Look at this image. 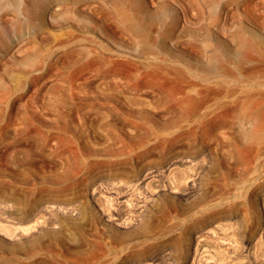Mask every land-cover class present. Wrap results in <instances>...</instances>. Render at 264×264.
Masks as SVG:
<instances>
[{"label":"rangeland","instance_id":"374dc122","mask_svg":"<svg viewBox=\"0 0 264 264\" xmlns=\"http://www.w3.org/2000/svg\"><path fill=\"white\" fill-rule=\"evenodd\" d=\"M215 62L264 82V0L0 3V264H264V121L170 98Z\"/></svg>","mask_w":264,"mask_h":264},{"label":"bare ground","instance_id":"6f19581e","mask_svg":"<svg viewBox=\"0 0 264 264\" xmlns=\"http://www.w3.org/2000/svg\"><path fill=\"white\" fill-rule=\"evenodd\" d=\"M13 0H0V3H10ZM219 49L221 50L222 56L224 59L232 60L234 57L231 54V49L226 44H220ZM210 70L215 76V87L210 86L207 79H205V90H211L215 92L225 91L224 99L220 100L218 98L215 99L214 102L211 104H207L203 106V110L197 111L198 107L203 103V98L201 96V91L197 88H190L186 90L184 88V83H179V87L175 93H171V101L174 107H178V111L182 115H194L192 118L195 126L190 128L191 133L196 132V128L201 125L202 130L205 132L211 131L213 126L215 130L218 127H226L230 125V121L233 116L243 114L246 117L252 118L256 123L264 121V105L255 99L250 101H244L241 98L234 96L233 89L235 85L239 84H248L252 88H259L257 90H264L262 89L264 82L263 81H254L245 82L244 80H238L232 77V67L225 66L224 68L227 71L228 77H220L217 73V64H210ZM190 78L193 76L191 74H187ZM196 84V82L194 81ZM260 129H254L255 132L259 131ZM198 231V230H197ZM196 251V250H195ZM196 253V252H195ZM189 259V258H188ZM193 260H191L190 264H193ZM196 264V263H195Z\"/></svg>","mask_w":264,"mask_h":264}]
</instances>
